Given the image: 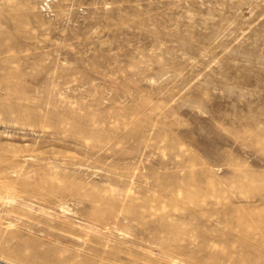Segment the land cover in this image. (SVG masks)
Listing matches in <instances>:
<instances>
[{
    "label": "rangeland",
    "instance_id": "rangeland-1",
    "mask_svg": "<svg viewBox=\"0 0 264 264\" xmlns=\"http://www.w3.org/2000/svg\"><path fill=\"white\" fill-rule=\"evenodd\" d=\"M0 264H264V0H0Z\"/></svg>",
    "mask_w": 264,
    "mask_h": 264
}]
</instances>
